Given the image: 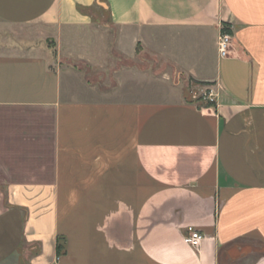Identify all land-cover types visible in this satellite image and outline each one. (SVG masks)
I'll use <instances>...</instances> for the list:
<instances>
[{"label":"crops","instance_id":"obj_1","mask_svg":"<svg viewBox=\"0 0 264 264\" xmlns=\"http://www.w3.org/2000/svg\"><path fill=\"white\" fill-rule=\"evenodd\" d=\"M0 264H264V0H0Z\"/></svg>","mask_w":264,"mask_h":264},{"label":"rangeland","instance_id":"obj_2","mask_svg":"<svg viewBox=\"0 0 264 264\" xmlns=\"http://www.w3.org/2000/svg\"><path fill=\"white\" fill-rule=\"evenodd\" d=\"M19 32H23V36H30L34 37L30 42H33L35 39L36 35H40L42 31L39 28L31 27V28H24L20 29ZM120 33V31L116 30L114 27H107V28H93V29H88V30H73V31H65L64 36L66 39H72V41H76L78 39H84L88 44H92L90 48L93 49L94 43L100 42V41H107L108 42V50H110V45H111V39L112 37H116ZM42 44L46 48L49 49V52L51 54L54 53L53 49L55 48V40L52 37L46 38V40H40ZM34 43V42H33ZM32 43V44H33ZM36 45V43H34ZM88 47V46H87ZM89 48V47H88ZM56 49V48H55ZM191 85L196 88V89H188L187 94L184 95V98L188 101H193L198 104L204 103L203 100H201L198 96L200 91L205 90L204 87L206 86V83H195L192 82ZM163 90H169V89H163ZM194 92H196V95L194 96ZM159 92L152 91L150 93V97L152 98H158L159 97Z\"/></svg>","mask_w":264,"mask_h":264},{"label":"built area","instance_id":"obj_3","mask_svg":"<svg viewBox=\"0 0 264 264\" xmlns=\"http://www.w3.org/2000/svg\"><path fill=\"white\" fill-rule=\"evenodd\" d=\"M232 36L227 31H221L218 36V51L221 57H226L229 54ZM205 90L199 92V98L204 102H214V94L208 86L204 87ZM196 92H194V96ZM203 238L202 233L193 225H187L183 230V239L186 243L194 248H197Z\"/></svg>","mask_w":264,"mask_h":264},{"label":"trees","instance_id":"obj_4","mask_svg":"<svg viewBox=\"0 0 264 264\" xmlns=\"http://www.w3.org/2000/svg\"><path fill=\"white\" fill-rule=\"evenodd\" d=\"M213 104L214 102H209V101L203 103V105H206V106H211ZM64 251H65V247L63 243V238L58 237L57 242H56V253L60 255L64 253Z\"/></svg>","mask_w":264,"mask_h":264}]
</instances>
